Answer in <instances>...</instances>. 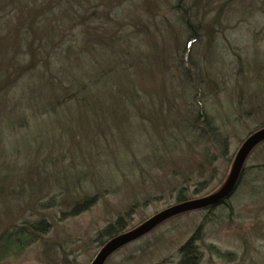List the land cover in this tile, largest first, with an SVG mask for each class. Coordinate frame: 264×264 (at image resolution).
I'll list each match as a JSON object with an SVG mask.
<instances>
[{
    "label": "rangeland",
    "instance_id": "obj_1",
    "mask_svg": "<svg viewBox=\"0 0 264 264\" xmlns=\"http://www.w3.org/2000/svg\"><path fill=\"white\" fill-rule=\"evenodd\" d=\"M79 1L86 4L89 16L96 18V25H92L102 33L103 42L96 36L91 39L93 43L85 42L84 34L90 26L79 30L72 26L64 39L67 35L63 36L60 27L53 40L49 37L53 30L43 29L41 33L47 34L41 35L40 40L44 37L47 42L35 45L39 48L46 44L51 59L54 53L64 55L71 49L74 50L72 57L80 54L92 57L98 53L101 57L102 54L122 56L128 69L141 63L144 84L136 88L148 89L155 98L159 95L165 106L172 105L179 115L188 110L194 113L197 105L177 71L176 59H186L187 55L197 67L210 73L213 84L205 86L197 102L203 104L216 128L225 136L226 156L220 158L217 149H209L210 146L203 147L204 153L202 150L200 153L199 147L176 142L177 148L169 149L165 160L157 166L150 159V152L154 143L159 142L156 137L166 135L150 133L154 139L148 140L144 134H138L144 125L138 120L132 124L133 129H126L122 135L116 136L119 128L115 126L112 130L97 126L85 135L76 133L69 140L61 133L60 115L27 122L21 114L27 109L21 108L16 98L4 96L0 98V113L6 112L15 121L21 117L22 122L13 123L14 127L0 123L3 125L0 128V230L39 217H48L51 221V230L8 264H89L101 247L95 239L96 233L118 215H125L130 229L174 204L177 184L191 191L198 181H205L206 188L201 194L218 190L243 140L264 123V0ZM65 3L78 9L76 0H0V38L10 32L2 21L10 19L18 24L24 16L33 15L34 7L42 11L38 12L42 18L50 6H65ZM182 7L195 10L199 16V37L194 42L179 19L178 9ZM72 14L85 15L83 18L88 15L82 11H72ZM48 20L49 26L60 24V21ZM108 43L110 50H104ZM1 44L0 40V48ZM101 48L106 53L100 52ZM21 60L24 56L19 57ZM21 65L24 63L20 64L19 71H11L9 67L7 72L13 76L23 74L26 69ZM108 65V70L115 69L112 64ZM120 66L124 68L123 64ZM35 69L36 74L45 71L43 65ZM4 88L0 85V91ZM18 111L21 112L15 117ZM78 142L87 144L84 152ZM90 148L92 152L88 153ZM99 148L104 152L117 151L110 156L114 159H110L107 172L96 179L92 178L91 171L100 168L97 162L103 154L100 156ZM253 151L245 163L247 171L227 205L170 218L116 251L105 264H176L179 246L194 233L198 237V264H264V170L255 169L264 164V144ZM135 156L134 164L130 159ZM209 159L213 160L210 164ZM87 168L91 178L82 182L85 194L92 192L93 183L105 182L98 202L89 210L75 217H63L64 209L41 210L35 206L36 200L45 201L53 194L49 187L56 186L55 181L63 173L66 179H80ZM109 181L112 182L109 184ZM213 249L221 254H215Z\"/></svg>",
    "mask_w": 264,
    "mask_h": 264
},
{
    "label": "trees",
    "instance_id": "obj_2",
    "mask_svg": "<svg viewBox=\"0 0 264 264\" xmlns=\"http://www.w3.org/2000/svg\"><path fill=\"white\" fill-rule=\"evenodd\" d=\"M76 1H78V4H76L78 9L74 8L70 3H65V6H50L47 15L39 18L41 15L38 12L42 11L38 7H34L32 8L33 15L24 16L23 19L19 20L18 24L16 21L14 22L10 19L2 21L4 24H7L10 32L0 38L2 41L0 48V85H4L5 87L3 91H0V98L2 99L4 96L16 98L21 108L27 109L22 110V112L18 111L15 117L21 112L24 115L22 117L23 120L31 122L43 116L47 117V115L51 117L52 115H60L59 118L63 122L61 133L69 140L75 138L76 133L82 132L85 135L97 126L103 127L106 130H112L113 126H115L119 128L116 136L118 134L122 135L125 134L126 129H130L132 124L138 120L144 124H141L143 125L141 127L143 128L141 130L142 133L138 134H144L148 140L149 137L150 139H154L151 134L166 135L162 138L160 136L156 137L159 142L154 143V147L151 149L152 152H150V159H154L157 166H160L162 161L165 160L164 157L168 154L169 149L177 148L176 142H183L184 145H193L196 148L199 147L200 153L201 150L204 153L203 147L210 146L209 149H217L219 157L224 158L227 149L226 138L216 128L214 120L204 110L203 104L197 102L200 101L202 97L201 91L204 90L205 86L213 84L209 75L210 73L197 67L195 61L187 55L186 59H176L177 71L180 73L182 82L190 92L191 100H194L197 105L194 106V113L188 110L187 113L179 115L172 105L165 106L159 95L155 98L156 95L150 93L148 89L141 88L138 90L136 88L138 84L141 86L144 84L145 75H142L141 70L143 69V65L141 63L136 64L134 68L129 66L130 68L128 69L125 62L126 58H122V56L118 58L109 57L110 54L106 57L102 54L103 57H101L98 56L100 53L96 56L93 55L92 57L95 56V59L91 62L92 57L84 54H80L79 57L77 55L72 57L74 50L71 49H67L64 55L58 53V56H55L56 53H54V58L51 59L49 57L50 54L48 55L47 53L46 44H44V47L39 48L35 45H43V42H47L44 41V37L43 40H40L41 35L47 34L41 33L43 29L47 32L49 31L48 28L53 30L49 34L50 39H52L54 38V33H58L57 31H59L58 27H60V32L63 33V36L67 35L63 37L64 39L70 34L68 30L72 26L78 30L82 27L90 26L88 28L89 32L84 34L85 42H92L91 39L95 36L97 40L103 42V37L100 36L102 33H99L92 25L93 23L96 25V18L93 15L89 16V9L85 3L79 0ZM72 11H82L88 15L85 18H83L85 15H76L77 17H75ZM178 11L179 19L187 28L189 37L192 38L191 41H196L199 37L198 28L201 25L199 16L191 8L182 7ZM48 19H54L56 22L60 21L59 26L58 24L56 26L51 24L49 26L50 21ZM69 37L72 38V36ZM189 43L191 42L189 41L188 45ZM107 47H110V43L106 47H103V49L106 50L108 49ZM103 49H99L101 50L100 52L106 53ZM23 56L24 60L21 61L24 65L21 66H25L26 69L23 70V74L13 76L10 71L7 72L9 67L11 71H19L18 69H20V64L22 63L19 61V57ZM130 56L132 55L130 54ZM185 60L186 62H184ZM6 62L9 63L7 64ZM108 64H112L115 69L108 70ZM122 64L124 68L120 66ZM39 65H43L45 71H40L36 74L35 70L37 69L35 68ZM138 91L142 92L138 94ZM9 118L6 112L0 113V123H3V125L14 127L13 123L22 122L21 117L16 121ZM123 122L127 123V126H122ZM2 126L0 125V128ZM263 126L264 123H261L252 131ZM86 136L83 137L84 140L87 139ZM79 143L81 150L84 152L87 144L82 145L81 142ZM261 144H264V142ZM98 150L100 156L103 154V157L100 160L98 159L97 162H100V168L91 171L92 178L94 176L96 179L101 178L102 174L107 172L108 169L106 167L110 159H114L110 156L117 151L111 152L114 149H110L104 152L101 148ZM91 152L92 149L90 148L88 153ZM113 156L117 158L118 155L113 154ZM126 157L128 160V156ZM135 158L136 156L129 159L135 164ZM118 161L122 162V159ZM212 162L213 160L209 159L208 163ZM138 164L139 162H137ZM255 169L259 172L264 170V164L258 165ZM246 171L247 167L244 166L238 186ZM141 172L143 173V170H140ZM91 173L89 168H87L83 171L82 175L80 174V179L72 178L73 180L64 178L65 174L63 173L60 179L55 181L57 182L56 186L49 187V189H52L53 194L48 196L47 200L44 199L45 201L36 200L35 206H38L41 210H50L54 207H58L60 210L64 209L61 211L63 217H75L89 210L98 202V197L104 190L102 186L105 184L103 181L93 183L92 192L85 194L84 189L81 188L84 187L82 182L85 179L91 178ZM96 174H100V176L97 177ZM111 182L109 181V184ZM205 184V181H198L191 191L186 186H179L177 184L176 187L178 189L173 201L179 203L213 192L211 190L205 194H201L206 188ZM80 190L83 191L81 194ZM234 192L231 197L234 195ZM0 196H2L1 191ZM228 200L218 206L227 205ZM211 209L213 208L206 210ZM126 224L125 215H118L108 222L95 235L98 246H102L108 239L127 230L128 225ZM200 227L201 225L196 230L198 231ZM50 230L51 221L48 217H39L31 221L23 220L1 229L0 264H8L9 260L19 258L27 248L38 242ZM196 234H192L179 246V259L176 264H198L200 255ZM213 250L215 254H221L220 252H215V249ZM66 264L75 263L69 262Z\"/></svg>",
    "mask_w": 264,
    "mask_h": 264
},
{
    "label": "water",
    "instance_id": "obj_3",
    "mask_svg": "<svg viewBox=\"0 0 264 264\" xmlns=\"http://www.w3.org/2000/svg\"><path fill=\"white\" fill-rule=\"evenodd\" d=\"M264 142V126L250 132L243 140L231 164L230 172L222 186L209 194L174 203L149 216L137 226L108 239L97 251L89 264H105L107 259L122 247L138 240L163 222L175 216L197 210L214 208L226 202L240 181L245 163L252 151Z\"/></svg>",
    "mask_w": 264,
    "mask_h": 264
}]
</instances>
